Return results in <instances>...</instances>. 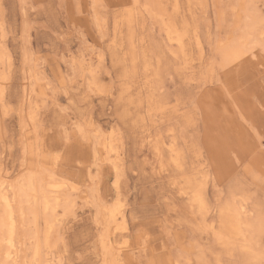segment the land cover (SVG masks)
<instances>
[{
  "label": "rangeland",
  "instance_id": "1",
  "mask_svg": "<svg viewBox=\"0 0 264 264\" xmlns=\"http://www.w3.org/2000/svg\"><path fill=\"white\" fill-rule=\"evenodd\" d=\"M0 27V258L41 171L48 264H264V0H0Z\"/></svg>",
  "mask_w": 264,
  "mask_h": 264
},
{
  "label": "bare ground",
  "instance_id": "2",
  "mask_svg": "<svg viewBox=\"0 0 264 264\" xmlns=\"http://www.w3.org/2000/svg\"><path fill=\"white\" fill-rule=\"evenodd\" d=\"M41 173H42L41 171L30 173L28 175H24V177H22L21 180L18 179V180H15L14 182H11L12 183L11 188H12V192L14 195V200H13L14 205L12 208H13L15 214L17 215V218H19L20 227L18 230L21 229V231H20L21 235L24 236L26 239H28L29 247H28V254H25V256H24L25 259L23 261L17 262L18 260L17 261L15 260L14 262H12L10 259H6V257L1 256V258H0L1 264H48V260L45 259L44 251H43V244L44 243L42 242L41 237H40V234H41L40 225H39L40 213H41V211H43V214H45V216L48 217V220H49L48 222L50 223V225H52L55 222V220H57L56 219L57 217H60V219H61V216H59V215H61L63 213L65 206L61 205L59 196L57 194L52 195V194H54L53 191L45 190L44 184H43L44 178L42 177ZM4 192H6V191L4 190ZM4 192H3V194H4ZM1 209H2V206H1ZM12 214L13 213H10V212L9 213L6 212V214H2V215L0 214V244L3 243L2 241H3L4 235L6 234V231H7V229H6L7 228V224H6L7 219L5 220L4 217H11ZM48 228H50V227H48ZM9 232H11V231H9ZM43 233H46V232H43ZM5 237H6V235H5ZM45 238H46L45 242H47V244H49L51 241L50 232H47V235ZM15 241H16V239H15ZM4 243H6V242H4ZM8 243L9 242H7L6 244L8 245ZM18 245H20V244H18ZM1 246H0V248L2 249ZM15 248H17V247H15ZM6 249H7V247H6ZM24 249H25V246H24ZM12 250H13V248H12ZM6 251H3V252H6ZM21 255H22V253H21Z\"/></svg>",
  "mask_w": 264,
  "mask_h": 264
}]
</instances>
